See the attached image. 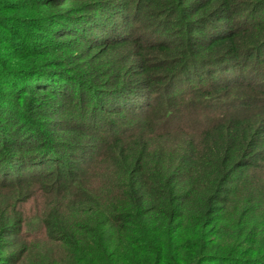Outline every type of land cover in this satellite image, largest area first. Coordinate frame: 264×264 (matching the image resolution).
Returning <instances> with one entry per match:
<instances>
[{
  "label": "trees",
  "instance_id": "1",
  "mask_svg": "<svg viewBox=\"0 0 264 264\" xmlns=\"http://www.w3.org/2000/svg\"><path fill=\"white\" fill-rule=\"evenodd\" d=\"M0 264H264V0H0Z\"/></svg>",
  "mask_w": 264,
  "mask_h": 264
},
{
  "label": "rangeland",
  "instance_id": "2",
  "mask_svg": "<svg viewBox=\"0 0 264 264\" xmlns=\"http://www.w3.org/2000/svg\"><path fill=\"white\" fill-rule=\"evenodd\" d=\"M34 206H31L29 209H28V211H30V212H32L33 213V211H34Z\"/></svg>",
  "mask_w": 264,
  "mask_h": 264
}]
</instances>
